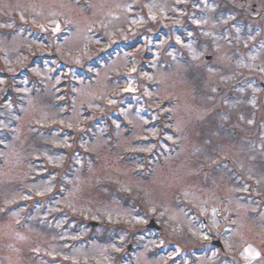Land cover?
<instances>
[{"label":"rangeland","instance_id":"374dc122","mask_svg":"<svg viewBox=\"0 0 264 264\" xmlns=\"http://www.w3.org/2000/svg\"><path fill=\"white\" fill-rule=\"evenodd\" d=\"M263 6L0 0V264H264Z\"/></svg>","mask_w":264,"mask_h":264},{"label":"trees","instance_id":"16d2710c","mask_svg":"<svg viewBox=\"0 0 264 264\" xmlns=\"http://www.w3.org/2000/svg\"><path fill=\"white\" fill-rule=\"evenodd\" d=\"M227 5L226 3H222V4H219L217 7H216V10L215 11H218L219 12H222V11H226L225 9L227 8Z\"/></svg>","mask_w":264,"mask_h":264},{"label":"water","instance_id":"95a60500","mask_svg":"<svg viewBox=\"0 0 264 264\" xmlns=\"http://www.w3.org/2000/svg\"><path fill=\"white\" fill-rule=\"evenodd\" d=\"M207 58H210V55H207ZM92 224H96V222H95V221H92ZM149 225L157 226L156 223H155V221H154V219L151 220V222L149 223ZM215 242H216L218 245H221V243H220L219 240H217V241H215Z\"/></svg>","mask_w":264,"mask_h":264},{"label":"flooded vegetation","instance_id":"af4514ba","mask_svg":"<svg viewBox=\"0 0 264 264\" xmlns=\"http://www.w3.org/2000/svg\"><path fill=\"white\" fill-rule=\"evenodd\" d=\"M255 6H256V3H252L251 9L254 10V11L256 10V7ZM262 12L264 13V6L262 8Z\"/></svg>","mask_w":264,"mask_h":264}]
</instances>
